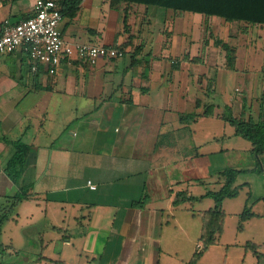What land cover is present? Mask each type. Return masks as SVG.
Instances as JSON below:
<instances>
[{
    "label": "crops",
    "instance_id": "crops-1",
    "mask_svg": "<svg viewBox=\"0 0 264 264\" xmlns=\"http://www.w3.org/2000/svg\"><path fill=\"white\" fill-rule=\"evenodd\" d=\"M37 1L0 3V33L3 21L28 18ZM215 3L239 6L249 15L254 10L247 6H264V0ZM168 13L142 5H111L109 0H82L74 17L63 18L59 25L65 44L117 45L124 51L122 57L88 61L72 52L50 75L43 65L32 73L23 48L0 54V206L27 187V198L0 233L9 254L35 240L37 248L25 249L29 255H41L36 264H189L201 248L199 214L212 209L214 202L201 209L205 199L178 206L173 200L178 193L200 198L208 184L219 189L224 182L219 174L240 170L241 154L251 151V144L235 136L222 119L227 108L234 118L243 117L239 99L252 96L250 73L240 75L234 89L240 92L239 99H226L224 112L219 106H205L199 96L207 89L217 91V72L237 68L242 59L239 48L247 57V49L231 44L228 31L248 24L203 17L223 28L217 31L218 39L235 49L233 66L228 67L223 51V56L213 58L219 55L213 40L205 48L202 42L197 47L187 42L171 29L176 19L172 21ZM167 28L173 34L167 36ZM181 53L176 65L166 64L168 56ZM17 141L29 152L14 183L4 168ZM87 181L96 189L90 190ZM242 190L246 199L250 190ZM143 198L142 207L132 206ZM225 201L223 232L216 245L223 237L228 209L234 207ZM237 205L244 208V201ZM241 212L232 213L237 223ZM253 214L238 233L245 234L264 220V215ZM247 243L264 247L246 241L241 244L246 253Z\"/></svg>",
    "mask_w": 264,
    "mask_h": 264
},
{
    "label": "rangeland",
    "instance_id": "rangeland-1",
    "mask_svg": "<svg viewBox=\"0 0 264 264\" xmlns=\"http://www.w3.org/2000/svg\"><path fill=\"white\" fill-rule=\"evenodd\" d=\"M167 12H169L168 15L169 17H171L172 21L176 19V27H172L171 29L175 30L177 34H182V38L187 40V42L191 40L192 44H194V46L196 47L198 46L199 42H202L204 48L210 47L208 46L210 40L218 38L217 31L223 30V28H219V25H214L209 19H205L203 18V16L198 14L176 12L177 16H173L175 14L173 13V11L167 10ZM169 30L170 28H167L164 31L167 36L173 34ZM228 32L230 35L229 40L231 44H238L239 47H244L245 49H247L246 52H248V55L246 54L247 57H244L242 54L243 50L239 48V56L242 57V59H239V61L236 63L237 68L231 71L225 70L224 73L217 72V91L215 93H212L208 89L207 91L204 90V93H200L199 95L200 99L203 101L205 106L213 105L214 109H217V106H219L220 110L224 112V103H228L226 99H228L229 97H237L238 94H240V92H234V89L238 88L240 85V75L243 73L249 75L250 73L254 89L252 90L253 92L250 99L246 101V99L244 98L243 100L245 101V108H243L242 98H237L241 101L243 110L242 116L244 118H248L249 116L254 121L261 120L264 118V29L259 26L248 25L247 27H245L243 25H236L232 26L230 28V31ZM186 49L187 51L191 50V47L188 46V43L186 45ZM216 50L219 55L214 54L213 58L218 59V57L223 56V52L219 48H216ZM182 57V53L180 54V56L171 54L165 59V62L168 66H174L180 59H182ZM126 60H130L129 56L126 57ZM195 60H202V57H197ZM227 76L229 81L226 80ZM243 142H245V144L249 143L248 141ZM239 165H241L242 167L240 169L251 170V172H248L244 175V177H241L240 179L241 182H247L249 184V188L252 193V201L254 203L252 211L264 215V157L259 160L254 157V155L250 151L249 154H241ZM242 178L244 180H242ZM217 189L218 187H213V184H208L206 191L215 192L217 191ZM204 199L205 205H203L201 209H206L207 206H211L213 204L212 199ZM226 200L227 201L225 202L234 204V207L230 210L228 209V219L225 224L223 237L219 240L216 246L210 249L209 253L205 255L204 259L199 264H264V259L258 260L252 251L246 253V251L243 249L244 246H241V244L245 243L246 241H251L253 243H264V220L262 219L255 228L251 227L250 230L248 229L245 234L238 233L237 218L235 217V214L232 213H235L236 209L237 211H242L243 208H238L237 204L238 200L244 201L245 204L246 199L244 190L240 192L239 197L237 196V199L233 198ZM195 209L200 208L199 206H195ZM1 242L2 239L0 237V243ZM233 242H237V245H240L231 246V243ZM38 245L39 244L35 240H29L27 244L22 247L23 250L21 251L23 252L24 257L27 256L29 258L28 261H31L35 256L29 255V253H27V250L32 251L37 248ZM25 248H27V250ZM259 253L263 252L259 251ZM15 254L16 253L9 254L4 259L0 258V264L26 263L21 259V257Z\"/></svg>",
    "mask_w": 264,
    "mask_h": 264
},
{
    "label": "trees",
    "instance_id": "trees-1",
    "mask_svg": "<svg viewBox=\"0 0 264 264\" xmlns=\"http://www.w3.org/2000/svg\"><path fill=\"white\" fill-rule=\"evenodd\" d=\"M20 0H0V3H12ZM56 4L57 10L60 12L62 19H71L74 17L82 0H53ZM111 5L115 4H128V5H142L152 8H160L164 10H171L173 12L180 13H191L198 14L203 17H224L228 23L239 20L242 23L248 25L264 26V13L257 11L258 9H264V6H247V10L253 9L254 13L242 12L241 7L230 5L224 6L216 4L215 0H109ZM264 11V10H262ZM255 14V15H252ZM257 18H251V17ZM212 40V39H211ZM213 45L224 52L226 65L232 67L235 60V49L232 46L224 43L218 38L213 40ZM121 48V46H119ZM245 101H243V108ZM228 112V108L226 109ZM230 112V110H229ZM224 113L222 119L227 122L233 129L234 135L248 141L251 144V153L257 159L261 160L264 157V119L254 121L252 118L244 120L242 118H234L230 113ZM15 152L9 162L4 168V172L8 178L14 183L18 181L21 173L25 167V160L29 152V148L23 142L17 141L14 143ZM261 157V158H260ZM251 172V170H236V169H225L219 175L224 180L223 185L215 192H206L204 196L200 198H194L187 196L185 193H178L175 195L173 205L178 206L182 203H194L199 202L204 198L212 199L214 207L207 211L201 212L199 217L202 221V233L200 242L202 243L201 248L197 250L192 256L189 264H196V262L202 257V255L211 247L216 245L217 239L223 232V223L225 215L221 210V204L226 199L236 198L240 190L247 187V182H241V177ZM242 180H244L242 178ZM250 190V188H249ZM27 193V187L20 188V191L13 197L7 204L0 206V231L3 225L16 213L18 205L24 201ZM146 198H143L139 202L132 204L134 207H142L145 203ZM254 203L252 201V193L248 192L245 200L244 208L238 216L237 230L243 231V224L245 221L254 217L252 207ZM246 250L252 251L258 260L264 259V252L259 253V249L264 247H258L255 244L247 243L245 246ZM8 250L0 243V258H5L9 255ZM17 256L26 262L25 264H35L41 259V255L38 254L31 261H28V257H24L22 251L16 252ZM11 257V256H10Z\"/></svg>",
    "mask_w": 264,
    "mask_h": 264
},
{
    "label": "built area",
    "instance_id": "built-area-1",
    "mask_svg": "<svg viewBox=\"0 0 264 264\" xmlns=\"http://www.w3.org/2000/svg\"><path fill=\"white\" fill-rule=\"evenodd\" d=\"M62 20L53 0H38L28 18L17 23L8 20L2 22L0 54H11L23 48L27 52L31 72L36 73L39 66L43 65L50 75L72 52L88 61L123 56L124 51L117 45H66L59 29ZM86 184L90 190L96 189L90 181Z\"/></svg>",
    "mask_w": 264,
    "mask_h": 264
}]
</instances>
